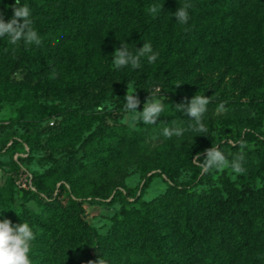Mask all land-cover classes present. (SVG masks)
<instances>
[{
	"label": "trees",
	"instance_id": "16d2710c",
	"mask_svg": "<svg viewBox=\"0 0 264 264\" xmlns=\"http://www.w3.org/2000/svg\"><path fill=\"white\" fill-rule=\"evenodd\" d=\"M185 2L193 7L182 25L173 13ZM14 3L0 0L5 21L12 17ZM24 5L42 43L12 45L7 36L0 38V99L30 100L38 86L51 93L84 94L113 80L121 87L139 80L161 88L167 105L157 124L142 122L138 129L95 127L98 119L76 110L59 123L50 121L48 129L57 132V140L75 135L80 140L88 133L80 143L85 162L54 159L45 173L27 175L29 185L21 190L39 203L40 214L26 207L0 209V219L32 227L31 264H89L100 257L107 264H264V185L241 189L225 177L221 187L197 192L196 185L177 182V167L151 145L164 138L165 146L179 152L183 138H191L194 121L175 107L186 98L211 97L203 123L225 98L264 100V0H20L19 6ZM161 5L162 11L150 12L151 6ZM123 40L133 54L150 42L157 60L148 63L142 57L139 69H114L112 54ZM20 69L26 77L19 81L12 75ZM165 127L184 131L168 139ZM255 134L244 130L232 147ZM213 139L205 133L204 143L194 146L185 161L201 171L204 150ZM13 140L14 145L33 146L26 136ZM197 153L201 157L195 164ZM16 154L13 149L10 155ZM17 158L14 183L25 174L24 159ZM130 162L137 163L142 178L133 192L126 185ZM156 175L166 177V190L143 199ZM106 198L111 203L134 198L139 206L124 208L103 234L86 219L85 202Z\"/></svg>",
	"mask_w": 264,
	"mask_h": 264
},
{
	"label": "rangeland",
	"instance_id": "374dc122",
	"mask_svg": "<svg viewBox=\"0 0 264 264\" xmlns=\"http://www.w3.org/2000/svg\"><path fill=\"white\" fill-rule=\"evenodd\" d=\"M25 77L26 72L23 69L12 75V78L19 81ZM35 84L39 85L37 82ZM127 88L128 91L136 89L135 94L138 95L141 102L137 111H143V105L150 93L155 98L161 99L164 110L167 109L166 98H164L161 88H155L149 83L139 80H132L125 87H121L116 80H113L100 90L84 94L67 91L51 93L38 86L35 96L30 100L0 99V209L10 205L15 211H20L26 207L32 213L40 214L42 208L39 203L35 200H29L28 196L24 195L21 190V187L26 189L29 185L27 175L45 173L51 167L54 159L71 163L75 161L85 162V153L80 147V143L88 133H83L80 140L76 135L65 140H57L53 138L57 132L48 129V126L51 125L50 121L59 123L65 115L76 110L86 117L93 116L98 119L95 127L104 123L127 125L132 129H138L141 121H138L135 127H131L125 122L129 115L123 109ZM225 99L226 111H220L219 106H217L207 116L204 123L207 131L204 133L194 132L191 138L184 137L179 143L181 149L179 152H173L169 146H165L164 138L151 141L152 147H160L168 162L173 167H177L175 175L177 182L194 184L197 192H208L215 187H221V181L225 177L235 181L241 189L259 188L264 185V100L257 98L256 100L244 99L242 102H230L228 98ZM246 129H253L256 137L246 139L237 148L232 147L235 139H238L239 135ZM207 132L213 134L214 144H218L222 139H228V141L222 140L219 144L220 147L225 150V154L230 160L242 154L246 173L236 174L231 168L211 169L208 175L211 180L207 181L206 171L203 168L200 171L198 167L190 166L185 161L187 154L191 153L194 146H200L204 143V135ZM19 136L29 137L33 146L27 143H21L23 146L14 145L13 139ZM13 149L17 152L14 158L10 155ZM227 152L230 155H227ZM18 156L24 159L22 170L25 174L21 180L14 183L13 178L16 169L13 160L18 159ZM193 163L198 164V160L193 158ZM128 169L129 176L126 178V185L133 192L142 178L136 162H130ZM166 188V177L156 175L143 199L155 197L165 191ZM129 197H132L131 194ZM62 200L65 204L66 197L63 196ZM134 201V198L120 199L115 203H111L110 198L94 202L86 201V219L100 233H108L112 224L120 218L124 208L139 206Z\"/></svg>",
	"mask_w": 264,
	"mask_h": 264
},
{
	"label": "clouds",
	"instance_id": "9594fccd",
	"mask_svg": "<svg viewBox=\"0 0 264 264\" xmlns=\"http://www.w3.org/2000/svg\"><path fill=\"white\" fill-rule=\"evenodd\" d=\"M19 5L20 0H15L14 5H12V17L7 21H5L3 13H0V38L7 36L9 43L12 45H17L23 41L26 45L35 44L39 46L42 41L37 31L31 26V10L28 5ZM192 7L193 5L189 2H185L182 6L178 7L173 13L175 20L182 25L187 24L190 19L188 10ZM162 8L163 5L159 8L151 6L150 12L156 14L158 11H162ZM128 46L129 44L123 40L120 43V47L112 54L114 69L119 70L128 65H131L133 69H139L142 57H146L148 63H154L159 56V53L153 50L150 42H144L142 47L138 50L135 49V54L129 51ZM54 75L55 72L53 70ZM176 87H180V85ZM135 93L136 89L128 91L127 88L123 109L129 115L126 117L125 122L131 127H135L138 121L146 125L157 124L159 117H161L164 111L163 101L155 98L150 93V96L143 105V111H137L141 102ZM210 103L211 97L194 95L190 100L186 98L184 102L175 104V107L178 112L184 113L194 121V124L190 125L191 131L204 133L207 129L202 122V118ZM219 110L226 111L223 103L219 105ZM183 131V129L179 128L165 127L163 129V136L171 139L173 136L182 135ZM204 152L206 155H204V162L201 167L205 171L211 169L223 170L225 168H231L236 174H244L247 171L243 166L244 156L242 154L230 160L227 158L225 150H222L219 144H212ZM227 155H230V153L227 152ZM200 157L201 153H197L194 159L199 160ZM35 239L36 235L27 222L13 224L10 219H0V264H31L29 253L31 244ZM89 264H107V262L100 257L95 261H90Z\"/></svg>",
	"mask_w": 264,
	"mask_h": 264
},
{
	"label": "built area",
	"instance_id": "2783aa9c",
	"mask_svg": "<svg viewBox=\"0 0 264 264\" xmlns=\"http://www.w3.org/2000/svg\"><path fill=\"white\" fill-rule=\"evenodd\" d=\"M53 123L51 122V125H52ZM24 186H25V184H24Z\"/></svg>",
	"mask_w": 264,
	"mask_h": 264
}]
</instances>
